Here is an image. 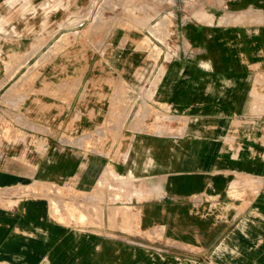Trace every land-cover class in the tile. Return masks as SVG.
Returning a JSON list of instances; mask_svg holds the SVG:
<instances>
[{"label":"crops","instance_id":"1","mask_svg":"<svg viewBox=\"0 0 264 264\" xmlns=\"http://www.w3.org/2000/svg\"><path fill=\"white\" fill-rule=\"evenodd\" d=\"M234 3L159 66L103 49L131 92L0 82V264H264V0Z\"/></svg>","mask_w":264,"mask_h":264},{"label":"rangeland","instance_id":"2","mask_svg":"<svg viewBox=\"0 0 264 264\" xmlns=\"http://www.w3.org/2000/svg\"><path fill=\"white\" fill-rule=\"evenodd\" d=\"M235 1L237 2V0L9 1L5 5L7 9L0 10V82H43L49 85L55 82L73 83L76 87H83L81 97H87L88 90L85 88L91 81L104 84L106 82L110 87L116 88L121 81L126 92H131L127 82L133 81L132 75L130 73L123 75L126 82L116 75L114 70L109 69L107 57L100 53L103 49L107 50L111 44L116 56L110 58L111 66L119 65L118 63L123 61H126V65L133 62V57L117 59L119 53L124 56L133 49L142 56L141 66L152 65L157 58L159 66L163 63L165 50H169V46L173 45L178 49L177 40L169 38L172 31L177 28L176 24L182 20L190 22L202 17L224 19L223 23H229L247 15L246 10H236ZM214 2H218L219 5ZM28 22L29 37L27 27L22 26ZM23 30L24 38H29L27 41L22 40ZM135 71L137 80L145 78L140 68ZM110 176L102 175L97 181V186L101 187L106 178L107 181L116 180L117 183L122 181L117 180L113 173H110ZM125 185L118 186L126 191L132 188L131 181ZM67 206L63 208L72 216ZM79 221V224H86L83 218Z\"/></svg>","mask_w":264,"mask_h":264},{"label":"built area","instance_id":"3","mask_svg":"<svg viewBox=\"0 0 264 264\" xmlns=\"http://www.w3.org/2000/svg\"><path fill=\"white\" fill-rule=\"evenodd\" d=\"M169 50H165L164 60L168 61L178 56V49L174 48L173 45L168 47Z\"/></svg>","mask_w":264,"mask_h":264},{"label":"bare ground","instance_id":"4","mask_svg":"<svg viewBox=\"0 0 264 264\" xmlns=\"http://www.w3.org/2000/svg\"><path fill=\"white\" fill-rule=\"evenodd\" d=\"M30 28V27H29Z\"/></svg>","mask_w":264,"mask_h":264}]
</instances>
